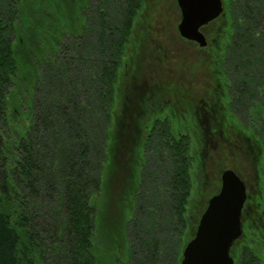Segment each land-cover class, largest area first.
Instances as JSON below:
<instances>
[{"label": "trees", "instance_id": "trees-1", "mask_svg": "<svg viewBox=\"0 0 264 264\" xmlns=\"http://www.w3.org/2000/svg\"><path fill=\"white\" fill-rule=\"evenodd\" d=\"M138 3L0 0V264H117L115 249L101 244L100 197L115 84ZM235 4L225 56L236 73L252 76L247 113L264 124V0ZM188 145L172 148L185 152L173 170L176 186L153 202L167 207L168 233L188 228ZM254 235L256 245L236 249V264H264ZM155 245L157 264L168 257Z\"/></svg>", "mask_w": 264, "mask_h": 264}, {"label": "flooded vegetation", "instance_id": "flooded-vegetation-1", "mask_svg": "<svg viewBox=\"0 0 264 264\" xmlns=\"http://www.w3.org/2000/svg\"><path fill=\"white\" fill-rule=\"evenodd\" d=\"M160 1L139 0L133 4L135 15L115 84V148L108 156L106 178L111 177L114 162L115 171L122 174L116 184L128 191L149 185L159 194L166 190L169 197L171 187L176 186L173 170L178 160H185V152L181 156L172 148L188 141L186 157L193 184L186 211L190 239L209 200L221 191L226 169H233L246 185L247 198L241 212L243 234L231 247L234 256L236 249L246 243L248 231L251 237L259 234L264 243V180L260 168L264 131L256 123L260 122L258 118H253L252 125L246 109L252 76L249 72L236 73L233 58L225 56L226 31L229 27L233 31L235 0H222L223 12L200 28L207 39L204 46L181 35L183 14L178 0L167 4ZM169 17L174 19V41L180 47L175 51L162 30ZM259 78L264 85V71ZM259 96L264 99V89ZM234 146L248 153L247 160L255 172L253 179L232 167L214 173L219 157L229 154L227 151ZM126 171L128 175L123 173Z\"/></svg>", "mask_w": 264, "mask_h": 264}, {"label": "rangeland", "instance_id": "rangeland-1", "mask_svg": "<svg viewBox=\"0 0 264 264\" xmlns=\"http://www.w3.org/2000/svg\"><path fill=\"white\" fill-rule=\"evenodd\" d=\"M160 2L167 4L171 3L172 0H161ZM174 25L173 17H169L168 22L162 24V30L166 33V36L170 38L171 50L173 49L175 51L176 48L180 49V47L178 42H176V40L174 41ZM113 104L115 105V97ZM113 110L114 108L112 111ZM258 127H260L259 123ZM261 127L262 131H264V124H261ZM110 129V139L107 140L108 156L112 153L113 148H115L113 140L115 123L113 119ZM261 140L262 147L264 148V138H261L260 141ZM99 151L100 149H98V153ZM219 151H221V149ZM227 152H229V154L224 155V153L219 157L218 164L215 165L214 173L219 172L220 174L224 168L232 167L241 169L245 176L253 179L255 172L253 165L247 160L248 153L236 146L230 148ZM108 158L104 165L105 190L100 197L101 213L99 232L103 239V243L101 242L103 247H112L115 249L117 264H156L154 253L156 248L155 243L158 241L160 243V247L158 246V248L164 252V256L167 253L168 259H163L164 262L160 261V263L157 264H179L180 261L178 259L182 256L184 244L191 238V234L187 229L179 230L175 233H168V229L165 227L162 217L166 214L167 207L161 206L156 209L153 206V202L158 193L156 187H151L149 185L145 187L139 186L137 188L132 187L133 190L128 191L127 187L116 184L115 181L117 178H120L122 174L120 171H115L114 162L113 165H111V177L107 179L105 170L106 167L110 165V163H107ZM260 168L263 170L261 178L264 180V160ZM123 173L128 175L129 171ZM261 186L263 189L262 196L264 197V181H262ZM141 191L144 192L143 196L138 198L137 195L140 194ZM136 192H138V194ZM194 195L196 194L194 193ZM261 203H264V199H261ZM150 207L153 213L150 211ZM136 210L137 215H134ZM194 219L195 218L192 220ZM247 233L246 243L252 246L256 245L257 242L253 240V236L255 235L251 237L249 231ZM115 238H117V241H115ZM133 249H136V252H133ZM108 253L104 255L106 263L111 262V257ZM145 253L147 254L145 255Z\"/></svg>", "mask_w": 264, "mask_h": 264}, {"label": "water", "instance_id": "water-1", "mask_svg": "<svg viewBox=\"0 0 264 264\" xmlns=\"http://www.w3.org/2000/svg\"><path fill=\"white\" fill-rule=\"evenodd\" d=\"M182 9L179 31L200 45L207 44L201 27L224 10L222 0H178ZM221 191L212 196L196 234L182 253L180 264H235L231 254L234 242L243 234L241 212L247 198L246 185L231 168L222 174Z\"/></svg>", "mask_w": 264, "mask_h": 264}]
</instances>
